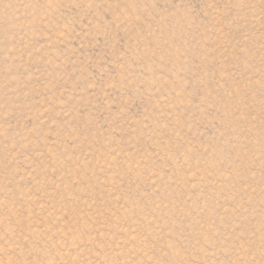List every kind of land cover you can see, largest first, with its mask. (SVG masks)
<instances>
[{
  "label": "rangeland",
  "instance_id": "obj_1",
  "mask_svg": "<svg viewBox=\"0 0 264 264\" xmlns=\"http://www.w3.org/2000/svg\"><path fill=\"white\" fill-rule=\"evenodd\" d=\"M0 264H264V0H0Z\"/></svg>",
  "mask_w": 264,
  "mask_h": 264
}]
</instances>
